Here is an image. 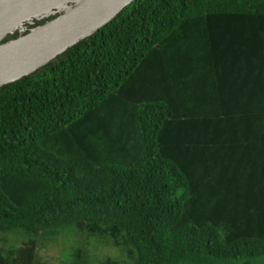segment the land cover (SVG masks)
<instances>
[{"label": "trees", "instance_id": "1", "mask_svg": "<svg viewBox=\"0 0 264 264\" xmlns=\"http://www.w3.org/2000/svg\"><path fill=\"white\" fill-rule=\"evenodd\" d=\"M58 234L126 264H264V0H133L0 87V264Z\"/></svg>", "mask_w": 264, "mask_h": 264}, {"label": "water", "instance_id": "2", "mask_svg": "<svg viewBox=\"0 0 264 264\" xmlns=\"http://www.w3.org/2000/svg\"><path fill=\"white\" fill-rule=\"evenodd\" d=\"M132 1L0 0V87L31 75L91 37ZM25 24L31 25L26 32Z\"/></svg>", "mask_w": 264, "mask_h": 264}, {"label": "rangeland", "instance_id": "3", "mask_svg": "<svg viewBox=\"0 0 264 264\" xmlns=\"http://www.w3.org/2000/svg\"><path fill=\"white\" fill-rule=\"evenodd\" d=\"M4 238L5 242L2 245L5 248L8 245H22L25 237L22 234H8L4 235ZM75 241L81 245L85 243V248L89 252L88 264H97L98 259H105L106 256H114L121 264H126L121 254L110 244L102 243L96 238H86L84 235L76 234H58L52 239L39 237L34 264H70L73 257L67 258L66 252L72 251L71 245Z\"/></svg>", "mask_w": 264, "mask_h": 264}, {"label": "flooded vegetation", "instance_id": "4", "mask_svg": "<svg viewBox=\"0 0 264 264\" xmlns=\"http://www.w3.org/2000/svg\"><path fill=\"white\" fill-rule=\"evenodd\" d=\"M43 21H44V20H43ZM43 21H41V22H36V24L42 23ZM25 26H26V30H25V32L28 31L29 28H31V25L25 24ZM17 35H18V31H17V32H14L13 34H10L6 39L16 37Z\"/></svg>", "mask_w": 264, "mask_h": 264}]
</instances>
